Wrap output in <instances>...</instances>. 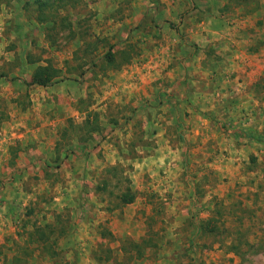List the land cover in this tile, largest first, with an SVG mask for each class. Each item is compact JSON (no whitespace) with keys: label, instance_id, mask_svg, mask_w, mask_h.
<instances>
[{"label":"rangeland","instance_id":"374dc122","mask_svg":"<svg viewBox=\"0 0 264 264\" xmlns=\"http://www.w3.org/2000/svg\"><path fill=\"white\" fill-rule=\"evenodd\" d=\"M0 84V264H264V0H0Z\"/></svg>","mask_w":264,"mask_h":264},{"label":"crops","instance_id":"0c3cea01","mask_svg":"<svg viewBox=\"0 0 264 264\" xmlns=\"http://www.w3.org/2000/svg\"><path fill=\"white\" fill-rule=\"evenodd\" d=\"M244 100L245 101L242 103V105H243V109L245 111L253 110L254 113H255V111L257 112L258 109L256 107H258V104L256 103V101L255 102L252 101V99H250V96H249V102H246V101H248V97L245 98ZM237 119H238V127H237V129L235 131H230L229 130L228 132L229 133H231V132L234 133V134H232V137L234 138L233 140H235L237 143H239L238 152L240 151V154H243L244 156L245 155H249V154L253 155L255 157L254 158L255 161L257 163H262V165L264 167V145L261 144L260 142L255 143V139H258V138H261V137L264 138V125L261 122L262 120H256L255 117H251L250 118V117H247L244 114H242L241 116L239 115L237 117ZM53 121L55 122L54 119H53ZM54 122H51L49 125L55 126ZM259 122L262 125H260ZM43 131H46V128L41 130V131H38L37 137H43V134H44ZM38 142L39 143L42 142L41 138H40V141H38ZM41 144L38 145V151L36 150L38 154H40V150L41 149L42 150H46L45 149L46 145H49V143L45 142V143H43V147L44 148H42ZM47 149H48L47 152H49L50 151V147L48 146ZM35 157L36 156H34V152H33L32 158H30V159H36ZM7 159H8V157L4 158L2 160L3 162L0 163V180L6 178L10 173H13V168H11V170H9V168H8V165H7L8 162H6ZM37 159H39V158L37 157ZM18 165H19V163L17 161V165L16 166L19 167Z\"/></svg>","mask_w":264,"mask_h":264},{"label":"trees","instance_id":"16d2710c","mask_svg":"<svg viewBox=\"0 0 264 264\" xmlns=\"http://www.w3.org/2000/svg\"><path fill=\"white\" fill-rule=\"evenodd\" d=\"M33 1L38 6L39 14L42 15L46 7H51V6L59 7L63 5L65 6L66 3H75L76 0H54V2L51 3V5H48L47 2H45L44 0H33ZM108 56H109V59L112 60V56L110 54H108ZM57 75H58V72L49 65L48 66H37L31 75V81L29 84L34 85V86H39V87H48L54 83V81L58 77ZM119 199L123 205H129L134 200V194L131 192V190L127 189L126 192L121 194ZM46 228H49V226H45L44 228H42L43 230H40L36 233L35 235L36 242L44 239L45 237L44 230ZM22 264H25V263H22Z\"/></svg>","mask_w":264,"mask_h":264}]
</instances>
